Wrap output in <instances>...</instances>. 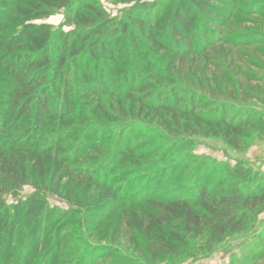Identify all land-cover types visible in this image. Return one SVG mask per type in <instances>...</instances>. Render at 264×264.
I'll list each match as a JSON object with an SVG mask.
<instances>
[{"label":"trees","instance_id":"16d2710c","mask_svg":"<svg viewBox=\"0 0 264 264\" xmlns=\"http://www.w3.org/2000/svg\"><path fill=\"white\" fill-rule=\"evenodd\" d=\"M119 1L131 7L114 18L98 0H0V264H68L73 222L90 236L111 227V244L147 264L207 256L260 224L264 171L195 153L197 138L237 149L264 131V116L235 106L247 101L237 92L262 93L221 71L240 0ZM62 10L71 32L36 23ZM234 60L227 70L254 83ZM106 250L87 264H138Z\"/></svg>","mask_w":264,"mask_h":264},{"label":"rangeland","instance_id":"374dc122","mask_svg":"<svg viewBox=\"0 0 264 264\" xmlns=\"http://www.w3.org/2000/svg\"><path fill=\"white\" fill-rule=\"evenodd\" d=\"M108 14L111 17L119 18L122 15V12L130 9V5L122 4L119 0H98ZM155 0L150 1L151 3ZM254 3V6L258 9V14L251 16L249 12V4ZM241 12L238 15V18H235L230 22L224 32L223 41L227 40L226 43L223 42L219 46L218 54L221 56L223 63L222 73H226L230 76H234L236 84L239 86L240 83L243 84L245 88L251 94L259 89V94L262 101L256 100L253 97L249 98L243 97V95L237 92L238 99L247 100L246 103L242 104L241 102L237 103L235 106L238 107H249L250 110L255 111L258 114V117L263 118L264 116V0H240ZM243 13V14H242ZM66 19V11H58L54 16L42 21L36 22L37 24L45 23L54 26V28H60L64 26ZM74 29L73 26H64V32H71ZM246 41V44L239 48H232V44L236 40ZM248 46V47H246ZM228 52H233L231 57L225 62L224 55ZM244 56V57H242ZM212 57H214L212 55ZM233 59L239 66L245 71L249 76H251L255 81L254 83L245 76H238L233 70H227V65ZM245 59V63H242ZM219 60V61H221ZM247 60V61H246ZM203 73V72H202ZM208 78L206 75L202 74L203 84H210L214 88L219 89L218 84H214V76L212 71H208ZM186 75V74H185ZM181 76L175 75L171 79L173 84L181 85L188 92H193L191 78L192 76ZM179 78V84L178 83ZM201 78L200 76L195 77V79ZM222 76H218L217 80L220 86H225L223 84ZM261 81L262 84L257 83ZM213 81V82H212ZM170 85L172 83H169ZM263 88V89H262ZM195 92V91H194ZM260 96V95H259ZM253 130H248L246 134L245 143L241 148H232L228 146L222 139L216 137H207V138H197L196 144L197 148L195 153L199 156L211 157L222 162H235L236 160H243L251 164L254 168L264 171V131L258 133ZM34 190L30 187L25 188L20 192L18 198L26 199L28 198ZM10 202H13V198H8ZM16 200V199H15ZM52 208H57L59 210L67 211L69 207L64 203L57 201L55 199L50 200ZM77 220V219H76ZM260 224L253 232H247L239 234L231 239H228L223 245L219 246L215 251L207 256H201L199 258L187 259L179 263H171L167 258L159 264H264V239L260 237L261 230L264 228V213L260 215L259 218ZM74 221V220H73ZM72 221V222H73ZM111 227H106V234H98L97 232L92 233V237L83 232L77 230V226L72 223V225L62 231L64 239H66V245L63 252H67L72 246H77V249L71 256H67L66 261L68 264L72 262L80 261L87 264L88 260H91L90 251L94 252L93 257L97 256L99 253H107L106 249L112 248L113 250H119L120 256L122 258H127L129 260H134L138 264H147L142 259L137 257L135 253L128 250H120L117 245L111 244L109 237L111 235ZM91 237V238H90ZM68 238V239H67ZM17 240V239H16ZM76 240V243H75ZM84 241V245H81L79 241ZM81 245V248L79 247ZM66 256V254H64ZM68 255V254H67ZM88 256V258H83L82 256ZM82 257V258H81ZM95 260V257H94ZM116 259H109L106 262H101L98 260L96 264H117Z\"/></svg>","mask_w":264,"mask_h":264}]
</instances>
